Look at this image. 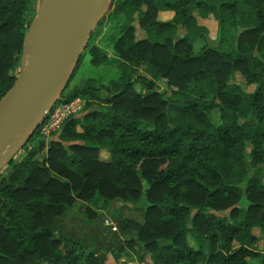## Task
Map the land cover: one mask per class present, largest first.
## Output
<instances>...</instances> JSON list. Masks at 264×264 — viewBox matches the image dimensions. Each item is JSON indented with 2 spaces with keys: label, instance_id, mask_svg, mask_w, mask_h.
<instances>
[{
  "label": "trees",
  "instance_id": "1",
  "mask_svg": "<svg viewBox=\"0 0 264 264\" xmlns=\"http://www.w3.org/2000/svg\"><path fill=\"white\" fill-rule=\"evenodd\" d=\"M160 1L112 0L88 66L116 60L110 40L116 69L78 71L81 59L58 100L99 108L68 118L49 144L33 143L36 129L0 172V264L119 263L137 238L153 264H264V251L233 247L264 234V0ZM37 5L0 0V100L20 75ZM195 9L215 14L216 45Z\"/></svg>",
  "mask_w": 264,
  "mask_h": 264
},
{
  "label": "water",
  "instance_id": "2",
  "mask_svg": "<svg viewBox=\"0 0 264 264\" xmlns=\"http://www.w3.org/2000/svg\"><path fill=\"white\" fill-rule=\"evenodd\" d=\"M112 0H75L66 14L63 0H38L24 41L21 72L0 100V170L9 164L44 122L72 80L91 37ZM46 36L32 52L36 28Z\"/></svg>",
  "mask_w": 264,
  "mask_h": 264
},
{
  "label": "rangeland",
  "instance_id": "3",
  "mask_svg": "<svg viewBox=\"0 0 264 264\" xmlns=\"http://www.w3.org/2000/svg\"><path fill=\"white\" fill-rule=\"evenodd\" d=\"M171 0H165L163 2H159L162 6L164 3H167ZM161 11H172L173 13H175L174 10L171 9H162ZM160 13V12H159ZM193 16L196 18L197 24L199 25L201 31L205 32L207 34L208 39L210 40V43H212V45H216L217 44V39H218V21L217 18L215 16L214 13L212 12H206L203 13L198 9H195L193 11ZM136 25V29H137V38L141 39V38H145L146 34L145 32L139 28V26H137V22L135 23ZM95 32V31H94ZM180 33H185L184 28L180 27ZM94 33L92 35V39L94 38ZM102 36L98 37L97 41H100ZM111 44L112 41L108 40L107 44L105 46V50L108 54V56L113 60L116 59L117 60V56L114 55V52L112 51L111 48ZM205 44V41L203 39H199L196 43H195V47L197 50H199L203 45ZM89 48L88 47L83 55L82 58V62H81V66L80 69L78 71L83 70L84 68H86V71L91 74H101L102 72H104L105 69H107V71H113L116 69L117 67V62L116 60H113V62H110V64H108V66H102L101 68L98 69H94L88 66V61H89ZM140 72L143 74H149L147 72V70H145L144 67L140 68ZM21 72V61H20V65L18 67H16V69H14L12 71V73L14 75H17L18 73ZM233 81L236 83L241 84L242 86H245V78L240 74V73H236ZM161 86H163V84H161ZM249 92H252L255 89V86H250L247 88ZM104 96H106V93H104ZM88 100H84L81 99L76 101V104H74V107H76L77 111H75L74 113H72V115L70 117H75L79 120L83 119V117L85 116V114H87L89 111H93V110H97L99 108V105L93 103L92 106H90L89 108L87 107L88 105ZM213 121L216 123L218 121V118L216 115L212 116ZM78 129L80 131H82L81 127L79 126ZM60 131V130H59ZM59 131H56L55 133H51L47 136H44L42 134H40V132L38 133V135H36V137L33 139V143L37 144L39 143L41 140H44L46 144H49L51 141H55V140H59ZM102 151V152H101ZM99 152V158L101 160H105L109 158L108 153L106 154V152H104L103 150H101ZM25 154V150H21L19 153H17V155L15 156V159L20 160L22 158V156ZM37 158L39 159H43V154L40 153L37 155ZM9 164L4 165V167L0 170V172H6L9 171ZM244 206H247L248 202L246 200L243 201ZM147 202H143L141 206H146ZM107 211H105L104 213H106ZM253 234L256 237L255 241H249V240H245L243 241V239H236L233 242V247H237L240 244L245 243L246 246L250 249H254L256 251H264V234H262L259 229H254ZM260 238H258V236ZM235 243V244H234ZM115 259V258H114ZM143 260V261H142ZM116 261V260H115ZM132 263V264H153L150 255L148 254L145 245L142 241H140L138 238L135 239L133 246L130 245H126L125 249L122 251V258L120 260V262H116V264H128V263Z\"/></svg>",
  "mask_w": 264,
  "mask_h": 264
},
{
  "label": "built area",
  "instance_id": "4",
  "mask_svg": "<svg viewBox=\"0 0 264 264\" xmlns=\"http://www.w3.org/2000/svg\"><path fill=\"white\" fill-rule=\"evenodd\" d=\"M83 98H77L69 103H56L47 118L44 120V122L39 126V132L40 134L47 136L49 134H53L56 131L61 130V128L64 125V122L70 118L72 113L77 111L76 107H74V104H76V101ZM85 100V99H84ZM106 224L113 225L114 230L117 229L116 225L110 221L107 220Z\"/></svg>",
  "mask_w": 264,
  "mask_h": 264
},
{
  "label": "bare ground",
  "instance_id": "5",
  "mask_svg": "<svg viewBox=\"0 0 264 264\" xmlns=\"http://www.w3.org/2000/svg\"><path fill=\"white\" fill-rule=\"evenodd\" d=\"M75 0H63L65 9H66V14L70 11L71 7L73 6ZM46 36V29L44 24H40L36 30L34 31L33 37H32V42L30 45V50L32 52L36 51V49L41 45L43 40L45 39Z\"/></svg>",
  "mask_w": 264,
  "mask_h": 264
},
{
  "label": "crops",
  "instance_id": "6",
  "mask_svg": "<svg viewBox=\"0 0 264 264\" xmlns=\"http://www.w3.org/2000/svg\"><path fill=\"white\" fill-rule=\"evenodd\" d=\"M174 15H175V13H173L172 11H160L159 19L162 20V21H170V20L173 19ZM103 151L106 152V150H103ZM106 154H107V152H106ZM105 160H107V159H105ZM258 238H260V237L258 236ZM106 264H116V261H115L114 257L111 254H109L108 259L106 261ZM128 264H132V263L130 262Z\"/></svg>",
  "mask_w": 264,
  "mask_h": 264
}]
</instances>
